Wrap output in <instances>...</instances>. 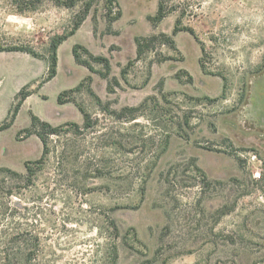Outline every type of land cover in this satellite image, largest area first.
Here are the masks:
<instances>
[{"label":"rangeland","instance_id":"1","mask_svg":"<svg viewBox=\"0 0 264 264\" xmlns=\"http://www.w3.org/2000/svg\"><path fill=\"white\" fill-rule=\"evenodd\" d=\"M106 2L69 45L108 58L109 80L63 50L57 77L41 87L51 38L72 29L83 4L0 0V48L40 55L0 53V125L18 93L33 92L0 134V264H114L115 251V264H264V0H116L122 17L111 25ZM161 3L168 14L153 26ZM177 24L196 39L173 36ZM162 33L178 52L156 44L124 81L136 39ZM81 83L72 98L95 125L77 131L57 99ZM89 87L111 111L147 103L138 120H118ZM32 114L67 121L41 164L43 150L20 133Z\"/></svg>","mask_w":264,"mask_h":264},{"label":"trees","instance_id":"2","mask_svg":"<svg viewBox=\"0 0 264 264\" xmlns=\"http://www.w3.org/2000/svg\"><path fill=\"white\" fill-rule=\"evenodd\" d=\"M44 0H14L16 4L19 3H28L31 6H37L40 5ZM54 3L59 6V7H64L67 9H72L77 6L78 3H82L83 7L82 10L76 15V20L75 23L72 27V29L64 33L62 35H56L51 38L50 40V45H49V56H48V64H49V72L47 77L42 81L40 86L42 87L44 84L52 81L57 77L58 74V50L59 47L67 41L70 37L74 36L77 31L80 29V27L83 25V23L86 21L87 17L89 16V13L94 6L96 2H99L101 0H53ZM114 5L117 7V11L114 12ZM106 19L108 24H112L116 21H118L122 17V11L119 8L116 0H107L106 2ZM167 12L163 8V3L160 4L157 15L155 17H149V21L153 24V26H157L160 24L164 18L167 16ZM181 31H186L189 32L192 36L195 37V33L191 29H180L178 24L174 28L173 31V36H176L179 32ZM168 46L175 52H178V48L176 46V43L173 39L172 36H169L167 34H158V35H153L151 37H141L136 39V47H137V54L136 58L129 62L128 66L122 71V77L124 81H126V74L127 70L133 66L136 62L141 61L145 55L151 51H154L157 46ZM24 52L27 53L35 58H40V55L37 54L35 51H33L29 47H10V48H0V53L1 52ZM73 57L76 61V63L80 66H83L87 68L91 73H98L103 79L109 80L110 74H111V64L108 58L102 57V56H95L93 55L85 46L83 45H75L72 50ZM166 60H173L171 58H168ZM102 65L103 70L102 71H96L94 65ZM202 69L204 67L202 66ZM88 82L92 81V77H89L87 79ZM189 81L193 82V77L189 76ZM127 82V81H126ZM112 83L115 84V86L120 87V83L116 78H113L112 81L108 82V91L110 93H114V87ZM40 87V88H41ZM84 88V83H81L79 86H77L74 89L64 91L62 92L57 99V102L59 105H65L68 103H74L76 107L79 109V111L82 113L84 117V129L85 130H90L94 127L95 123L93 121V117L90 113H88L81 105L77 104L75 101H73L72 96L80 91H82ZM88 92L90 95L96 100V103L98 104L99 107L102 108V111L105 112L106 114L112 115L118 120L126 121V122H133L135 120H138L140 118V112L143 108H145V102L143 105L139 107H125L121 111H111L110 110V105L109 104H104L102 100L93 92L91 87L88 88ZM33 92L28 91V87L23 88L18 95L15 98V104L12 106V108L9 111V114L6 118V120L0 125V134L8 129H10L17 117L18 114L20 113L23 104L25 101L32 96ZM197 101H201L202 99H195ZM205 100H208L210 102H217L218 99H209L206 98ZM67 126H72L74 127L77 131L81 130V127L76 124V123H70L67 124ZM64 126H58L54 127L50 123L45 122L41 120L38 116L32 114L31 115V128L27 129L25 131H22L20 133H25L27 137L36 135L40 141L43 144V154L42 158L36 162V164H41L44 158L48 154V144H49V139L53 135H60L62 129ZM166 150V149H164ZM31 163H26L25 167L28 173L30 172L29 165ZM196 170L202 174L204 178H206V175L202 169L199 167H196ZM11 172V174L17 175V173L13 171H8ZM115 231L118 232V228L116 227L115 223H113ZM118 257H117V252L115 251V256H114V264L116 263Z\"/></svg>","mask_w":264,"mask_h":264},{"label":"crops","instance_id":"3","mask_svg":"<svg viewBox=\"0 0 264 264\" xmlns=\"http://www.w3.org/2000/svg\"><path fill=\"white\" fill-rule=\"evenodd\" d=\"M86 21L84 22V24L81 26V28L77 31V33L70 37L67 41H65L60 47H59V50H58V54H60L63 50H66V52L70 51V50H73L72 47H74L75 45L77 44H83L85 46H87L85 44V42H77L76 44H74L73 46L69 45L71 40L74 39L75 37H77L78 35L81 34V29L83 28V26L85 25ZM69 53V52H68ZM74 58V57H73ZM199 58V57H197ZM58 108H61L62 109V112L64 110V108L68 109V110H71L73 113H75V118H72L70 121L73 122V123H76L80 126L81 123L84 122V117L82 115V113L76 108V107H72L71 104H66V105H58ZM74 108V109H73ZM39 116V115H37ZM39 118H41L39 116ZM47 122H49L50 124H53L51 121L49 120H46ZM67 122V121H65ZM65 122H60V123H56V125H61ZM29 140H32L33 141V144L39 151H41V149L43 150V145H42V142L40 141V139L36 136V135H33L31 136V138Z\"/></svg>","mask_w":264,"mask_h":264},{"label":"water","instance_id":"4","mask_svg":"<svg viewBox=\"0 0 264 264\" xmlns=\"http://www.w3.org/2000/svg\"><path fill=\"white\" fill-rule=\"evenodd\" d=\"M261 128L263 127L264 128V117L262 118V121H261Z\"/></svg>","mask_w":264,"mask_h":264}]
</instances>
